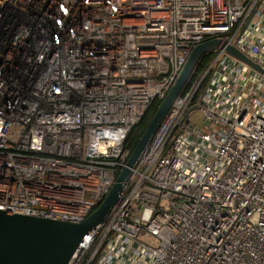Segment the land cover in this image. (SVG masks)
Returning <instances> with one entry per match:
<instances>
[{
    "label": "built area",
    "instance_id": "built-area-1",
    "mask_svg": "<svg viewBox=\"0 0 264 264\" xmlns=\"http://www.w3.org/2000/svg\"><path fill=\"white\" fill-rule=\"evenodd\" d=\"M211 39L69 263L264 264V0H2L0 210L85 219L129 130Z\"/></svg>",
    "mask_w": 264,
    "mask_h": 264
},
{
    "label": "water",
    "instance_id": "water-1",
    "mask_svg": "<svg viewBox=\"0 0 264 264\" xmlns=\"http://www.w3.org/2000/svg\"><path fill=\"white\" fill-rule=\"evenodd\" d=\"M217 47H223L222 42L219 39H211L191 50L178 77L160 101L109 192L85 219L80 222H69L0 210V264H70L69 261L82 242L83 236L102 224L112 207L119 201L124 182L136 166L141 153L152 139L174 99L185 87L201 57ZM225 51L259 70L258 66L232 46H225Z\"/></svg>",
    "mask_w": 264,
    "mask_h": 264
},
{
    "label": "trees",
    "instance_id": "trees-1",
    "mask_svg": "<svg viewBox=\"0 0 264 264\" xmlns=\"http://www.w3.org/2000/svg\"><path fill=\"white\" fill-rule=\"evenodd\" d=\"M209 55L205 54L201 57L198 64L194 68V71L191 73L185 87H187L192 81H194L198 74H200L205 67V65L208 62ZM160 101L154 100L149 108L146 110L144 115L141 117V119L129 130L127 133V136L125 138L123 148L125 152H127L126 160L128 159L129 155L133 151L136 143L138 142L139 138L141 137L145 127L147 126L149 120L153 116L155 110L157 109ZM126 162V161H125Z\"/></svg>",
    "mask_w": 264,
    "mask_h": 264
},
{
    "label": "rangeland",
    "instance_id": "rangeland-1",
    "mask_svg": "<svg viewBox=\"0 0 264 264\" xmlns=\"http://www.w3.org/2000/svg\"><path fill=\"white\" fill-rule=\"evenodd\" d=\"M200 117L201 116H200L199 110L197 108L192 110L191 113L189 114L190 120H192L193 123H195L196 125H201Z\"/></svg>",
    "mask_w": 264,
    "mask_h": 264
}]
</instances>
